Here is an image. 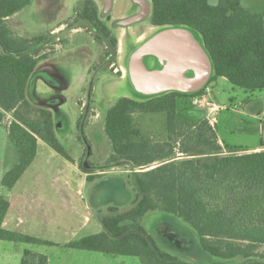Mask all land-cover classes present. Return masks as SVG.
Masks as SVG:
<instances>
[{
	"label": "trees",
	"instance_id": "obj_1",
	"mask_svg": "<svg viewBox=\"0 0 264 264\" xmlns=\"http://www.w3.org/2000/svg\"><path fill=\"white\" fill-rule=\"evenodd\" d=\"M34 0H0V21L25 12ZM242 0H150L148 20L156 30L187 27L200 39L213 73L205 87L218 78L246 93L264 91V9L250 11ZM73 25L85 23L98 43L106 41L113 52L117 40L99 18L93 0L74 10ZM50 33L18 36L0 22V127L6 131L16 157L0 179V241L42 244L38 239L2 228L9 209L7 193L34 161L41 140L67 162L76 164L92 183L95 175L76 163L58 142L52 112L29 100L27 91ZM149 61L152 60L150 59ZM170 92L150 99L120 98L106 111L103 134L109 144L104 171L127 165L125 179L132 194L127 209L97 211L100 234L71 241L73 250L137 257L143 264H188L163 251L148 234L144 217L153 212L175 217L189 228L207 255L241 264H264V151L218 156L222 151L215 129L199 119L192 100L203 94ZM192 105V106H191ZM192 113V115H191ZM7 115L11 120L4 125ZM163 118L165 138L150 141L137 117ZM178 119L185 120L179 127ZM264 147V142H261ZM192 149L208 150L197 157ZM228 150V149H227ZM238 151L239 149H231ZM229 152H232V151ZM258 218H252V212ZM21 264H47L44 256L24 251Z\"/></svg>",
	"mask_w": 264,
	"mask_h": 264
},
{
	"label": "rangeland",
	"instance_id": "obj_2",
	"mask_svg": "<svg viewBox=\"0 0 264 264\" xmlns=\"http://www.w3.org/2000/svg\"><path fill=\"white\" fill-rule=\"evenodd\" d=\"M41 1L42 3L39 2L40 4L37 5L40 9L43 8L44 3L54 10L50 11L48 9L47 12L35 14L32 18L33 23L36 26H41L42 24L46 26L42 33H50L51 31H56L55 29L57 28L63 30L61 32L56 31L54 32L55 34L51 35L46 46L41 49L40 55H45L48 59L57 56L53 64L54 68H57L70 83L75 80L80 81L76 85L78 95L68 94L67 102L62 108L61 114H59L63 126L59 131V135H56L57 140L76 163H82L86 169L94 172L95 175H102L101 177L106 180L116 177V179L124 180L126 183L125 179L130 175V167L127 165L114 167L103 172L104 166L102 165L108 155V144L106 145V137L103 134V124L106 111L108 110L107 104L108 102L114 103L122 97L134 98L131 87L127 82V73L124 67L125 61L123 65L122 57L124 54L126 56L132 48L143 42L157 30L150 25L148 19L127 28L116 26V22L128 19L127 16L136 11V8L130 6L128 0H115L116 3L113 9L105 16L103 15L102 4L93 0L97 6L99 18L102 20L104 18L109 19L106 21V25L117 40V49L113 52L106 41L103 40L101 43L96 41L94 31L90 26L85 23L73 25L75 19L74 10L79 7L83 0ZM146 1L150 5V0ZM241 4L244 7L264 8V0H242ZM30 7L20 15H27L29 19L28 10ZM119 10H123L121 15L116 14V11ZM22 16L10 18L11 20L8 19L4 22L19 27V20ZM33 27L29 28L33 29ZM150 63L151 61H148V67L152 66V63ZM85 66H88L89 69L87 76L86 74L83 75ZM121 76H124L123 80L125 81L122 80ZM219 80L217 79L214 82L216 84L214 88L218 91L214 92L216 94L215 102L229 109L224 111L216 106L209 116L211 119L217 111H220L216 123L218 137L226 144L235 146L255 144V140L259 138L258 123L251 119L248 120L239 115L238 112L243 110L244 101L247 99L260 101L262 99L261 96L264 94L263 91L253 93L252 98H250L251 94L231 86L228 82H225L227 88L221 87L223 82H219ZM72 85L74 86V83ZM209 86L210 83L205 87L201 96L211 92ZM209 95L211 97L207 96L206 100H201L197 106L191 105L193 108L188 109L196 110L199 107L206 111L209 107L213 108L210 102L215 99L212 93H209ZM238 107L240 108L238 109ZM67 115L72 119L73 124L71 127L67 125ZM10 120L11 118L6 116L4 125H7ZM136 120L140 123L142 132L148 140L154 142L164 140L165 134L161 116H143L137 117ZM262 121L264 123V116H262ZM184 123H186L185 120L178 119L180 128L183 127ZM94 144L95 146L92 147ZM236 153L239 152H220L216 155L227 156ZM192 154L197 157H203L208 154V150L192 149ZM15 161V155L8 148L5 129L0 127V177L1 174L13 166ZM44 166L50 168L48 176H42L38 179L35 175L30 180L29 176H26L22 180V183L32 184L33 193L29 200L21 202L22 210L20 215L23 221L16 220V226L8 227L7 231L29 236L45 243L0 241V264H21L24 251L44 256L47 264H143L142 260L137 257L67 248L65 246L66 242L94 234V231H92L94 228L93 220L97 222V228L99 226L100 230H102L100 222L97 220L96 212L98 210L105 211L110 205L100 206L97 209L96 206L100 200L95 198L93 201L92 197L97 194L95 192L99 189L92 185L94 183H86L81 187V196L79 197L83 198V200L81 198V201L78 199L79 203H76V198L73 199L71 196L69 199H65V194H75L80 187L78 178L72 172L69 173L59 162L52 159H47L44 162ZM65 182L69 183L70 186H67L69 190L62 191L61 188ZM38 184H41V186ZM101 185L103 186V184ZM13 188L7 193L8 199L13 195ZM37 189L44 190L40 192L45 193V199L39 197ZM100 194H102L103 199H108L105 197L104 191H100L97 196ZM127 204L126 202L125 205H122V210H125V207L128 206ZM257 214L264 219V208L257 209ZM257 214L255 209H253L252 218L257 219ZM174 219L176 218L174 217ZM176 220L179 221L178 219ZM180 223L183 225L182 227L186 228L182 222ZM143 225L149 227L151 232L153 231L155 239L165 251L174 254L188 264L242 263L241 260L222 261L207 255L205 252L201 251L203 254L200 253L194 237H190V234L179 223L174 221L171 216L158 212L149 213L144 217ZM75 235L77 237H74ZM164 242L174 243L169 245ZM173 246L175 248L178 247L177 250ZM259 252L264 254V247H261Z\"/></svg>",
	"mask_w": 264,
	"mask_h": 264
},
{
	"label": "crops",
	"instance_id": "obj_3",
	"mask_svg": "<svg viewBox=\"0 0 264 264\" xmlns=\"http://www.w3.org/2000/svg\"><path fill=\"white\" fill-rule=\"evenodd\" d=\"M39 2L42 3L41 0H34L32 7H30V9L28 10V12L30 14L29 19H28L27 15L22 16L20 14L12 17V18H16L17 16H19V17L22 16L20 19L21 22L19 20V27L16 25L15 26L9 25L8 23L4 22L6 20H2L1 23H5L18 36H21V37L35 36V35L41 34L42 30L46 26L45 25L43 26V24L41 26H36L33 23L32 18L35 14H40V12H42V13L47 12L48 9L51 11L53 8L50 9L49 5L43 3V8L40 9L37 6L40 4ZM244 8L247 10H250V11H261L264 9L263 7L262 8H260V7L259 8L244 7ZM122 13H123V10L122 11L121 10L116 11L117 15H121ZM32 26H34L35 28L33 27V29H30L29 27H32ZM34 30L37 32H35ZM55 30L57 32L58 31L61 32V30H63V29L57 28ZM39 31H41V32H39ZM56 31H51L50 34L51 35L55 34L54 32H56ZM56 57L57 56L39 63V65L37 66V68L35 69V71L32 75V79H31V82L29 84V88L27 91V97L34 104H36L38 106L45 107L52 112L55 134L59 135V131L62 129V126H63L62 121L59 118V114H61L62 108L64 107V105L67 102V95L68 94L78 95V92L76 90L77 89L76 85L79 84L80 81L75 80L71 83L69 81H67L63 77L61 72L57 68H54V66H53L54 62L56 61ZM125 58H126V56L124 54V56L122 57L123 65H124ZM88 71H89L88 66H85L83 75L86 74V76H87L89 73ZM121 78L123 80L124 76H121ZM218 79H220L219 82H223L221 87L227 88V86L225 85V82H227V81L223 78H218ZM123 81H125V80H123ZM214 82L215 81L210 83V86H209L210 89L208 87V89L211 90V92H209V93H212V95L215 99V100H213V102H210V104L213 106V108L209 107L205 111V110H202L198 107L195 111H196V115L199 119L205 118L216 131V123L218 121L217 116H218V114H220V111H217V113H215L214 117H212L211 119L209 117L210 114L215 110L214 107H216V106L218 108H221L220 110H224V111L228 110L229 108L224 106V105L221 106L215 102L216 101V98H215L216 94H214V92H218V91L216 88H214L216 85ZM73 83H74V86L73 85L71 86V84H73ZM209 93L206 95H203V96H199V97H201L203 100H206L207 96L211 97V95H209ZM263 93H264V91H263ZM252 96L253 95L251 94L250 98H252ZM261 98H262L261 99L262 101L261 100L260 101H253V100L247 99L246 101H244V105L242 108L243 110L238 112L239 115L247 118L248 120L251 119L252 121H255L258 123L259 138L255 140V142H254L255 144H251L250 146H239V145L235 146V145H231V144H226L217 135L219 144L222 147L221 152H228V150L230 151L231 149H239L237 151L239 153L232 154V155H241V154L259 153V152L264 151V147H261V142H264V123L262 121V116H264V94H263V96H261ZM112 104L113 103L108 102V104H107L108 108ZM241 106H242V104H241ZM239 108L240 107H238V109ZM202 113H204V114H202ZM191 115H192V113H191ZM7 116L11 118L10 115H7ZM65 122H66V119H65ZM67 122H68L67 125H70V127H71L73 123H72V119L69 118L68 115H67ZM248 123L252 124L251 122H248ZM244 124H246V122H244ZM5 133H6V131H5ZM216 133H217V131H216ZM91 140H92V138H91ZM6 141H7V137H6ZM106 142H107L106 143V145H107L108 144L107 139H106ZM94 146H95V144L92 147H94ZM8 148L10 149L11 153L13 154L9 145H8ZM107 154H109V144H108ZM47 159H52L56 162H59L61 165H63V167L65 169H67L69 171V173L72 172L75 175V177L78 178V180H79V186L80 187L78 188V190H76V193L75 194H73V193L65 194V199L66 198L69 199V197L71 196L73 199L76 198V203H79V200L81 201V199L83 200V198H81L79 196H81V193H80L81 187L87 183L85 174H83L78 169L76 164L71 165V163L67 162L63 157H61L56 152H54L47 144H45L41 140H38L37 141V148H36V155H35L34 161L28 167V169L24 172V174L21 176V178L18 180V182L15 184V187L13 188V195H11L9 198V209H8L7 214H6V216L2 222V228L4 230H8V227L12 228L13 226H16L15 225L16 220H20L21 222L23 221V218L20 215V211L22 210L21 209V204H22L21 202L29 200V198L31 197V195L33 193V188H32V184L29 185L28 183H22V180H24V178L26 176H29V180L31 179V177L33 178V176H35V175L37 176L38 179H40V177H42V176L43 177L48 176V173H50V168L44 166V162L47 161ZM2 175L3 174H1V177H2ZM1 177H0V179H1ZM92 183H94L92 185L97 187V189H99L100 191H104V193L106 195L105 197L108 198L106 200L103 199L102 194L97 196L100 193V191L97 190L95 192L97 194H95L92 197L93 201L95 200V198L100 200V201H98V204L96 206L97 209H98V207L104 206V205H110V207L111 206H115L118 208L120 207L122 209V207H123L122 205H125L126 202L128 203L127 205L129 206L130 201H131V194H130V190L127 187L124 180H120V179L118 180V179H116V177H114L113 179H109V180H106L105 178H103V179H100L98 181H94ZM88 184H91V183H88ZM101 184H103V186ZM38 185L41 186V184H38ZM67 186H70V185L68 182L67 183L65 182L63 187L61 188V190L62 191L63 190H69V188H67ZM36 191H37V193L41 199H45V193L40 192V191H44V190L37 189ZM105 201H107V202H105ZM128 206H126L125 209H127ZM172 218L174 221H176L177 223H179L181 225V223L179 221H177L176 219H174V217H172ZM97 220H98V218H97ZM93 224H94V228L92 231H94V234H92V235L100 234L103 230H100L99 226L97 228L98 224L95 220H93ZM182 226L183 225H181V227ZM144 227H145L146 231L148 232V234L155 240L157 245L163 251H165L162 248L161 244L155 239V236H154L155 234H153V231L151 232L149 227H147L145 225H144ZM182 228L190 234V237L191 236L194 237L195 243H197V245L199 247V252L202 253L203 251L200 248L194 233L190 229H187V227L186 228L182 227ZM16 232H17V230H16ZM92 235H89V236H92ZM74 237H77V235H75ZM83 237H87V236H83ZM83 237H81V238H83ZM78 239H80V238H78ZM78 239H76V240H78ZM69 242H71V241H69ZM69 242H66V243H69ZM164 243L169 244V245H173L174 242L173 243L164 242ZM177 248L178 247H176V248L174 247L175 250H177ZM165 252H168V251H165ZM170 254H172V253H170Z\"/></svg>",
	"mask_w": 264,
	"mask_h": 264
},
{
	"label": "water",
	"instance_id": "obj_4",
	"mask_svg": "<svg viewBox=\"0 0 264 264\" xmlns=\"http://www.w3.org/2000/svg\"><path fill=\"white\" fill-rule=\"evenodd\" d=\"M102 1L105 16L111 10L112 0ZM131 1L142 5V11L116 22V26H131L149 16L151 9L146 1ZM150 59L152 66L148 67ZM125 69L127 82L139 99L170 92L196 93L205 87L213 73L199 37L187 27H166L154 32L127 53Z\"/></svg>",
	"mask_w": 264,
	"mask_h": 264
},
{
	"label": "flooded vegetation",
	"instance_id": "obj_5",
	"mask_svg": "<svg viewBox=\"0 0 264 264\" xmlns=\"http://www.w3.org/2000/svg\"><path fill=\"white\" fill-rule=\"evenodd\" d=\"M95 1L100 2V3L102 4V6H103V9H104V3H103L102 0H95ZM144 1H146V0H144ZM146 2H147V1H146ZM115 3H116V1H115V0H112V7H111V10L113 9ZM128 3L130 4V6L136 8V11H135L134 13H131L130 15H128L127 18H130V17H133V16L139 14V13L142 11V9H143L142 5H140V4H134L131 0H128ZM149 6H150V5H149ZM150 9H151V8H150ZM111 10H110V11H111ZM150 11H151V10H150ZM148 17H149V16H148ZM148 17L145 18L144 20L140 21V22H144V21H146V20L148 19ZM123 18H125V17H123ZM140 22H138V23H140ZM135 24H136V23H135ZM133 25H134V24H133ZM127 27H131V26H127ZM127 27H126V28H127ZM157 31H158V30H157ZM150 64H151V63H150Z\"/></svg>",
	"mask_w": 264,
	"mask_h": 264
},
{
	"label": "built area",
	"instance_id": "obj_6",
	"mask_svg": "<svg viewBox=\"0 0 264 264\" xmlns=\"http://www.w3.org/2000/svg\"><path fill=\"white\" fill-rule=\"evenodd\" d=\"M201 100H203L201 97H195L192 100V104L197 106L201 102Z\"/></svg>",
	"mask_w": 264,
	"mask_h": 264
}]
</instances>
